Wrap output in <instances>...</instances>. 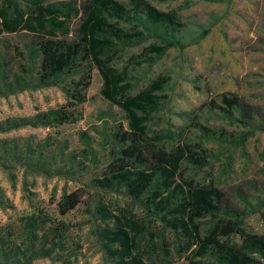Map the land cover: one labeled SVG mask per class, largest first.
<instances>
[{
    "label": "trees",
    "instance_id": "obj_1",
    "mask_svg": "<svg viewBox=\"0 0 264 264\" xmlns=\"http://www.w3.org/2000/svg\"><path fill=\"white\" fill-rule=\"evenodd\" d=\"M222 1V0H206ZM79 14L69 3L40 1L27 11L6 0L0 7V35H30L25 46L26 63L19 71L6 72L0 66V96L21 91L57 87L64 102L55 108L36 111L31 116L5 117L0 133L21 127H53L76 121L78 106L86 101V89L95 67L101 77L100 93L124 113L125 127L112 126L105 134L107 159L100 176L91 179L95 188L121 194L126 200L119 218L106 206L98 213L112 226L98 233L102 259L106 264H161L173 257H212L209 262L190 259L187 264H264V234L245 231L243 219L255 212L251 199L258 196L233 186L231 195L210 184H198L185 175L182 165L201 169L215 157L203 142L237 146L253 132H264V106L246 101L231 92H222L206 103L209 112L245 129L232 133L222 128L195 124L197 140L185 139L170 151L159 147L161 135H146L145 123L160 105L159 92L166 78L156 77L145 87L130 93L132 83L125 70L110 65L121 50L137 46L150 37L136 65L152 63L169 48L186 44L175 35L182 23L145 0H92ZM77 17L73 28L69 21ZM113 20V21H112ZM131 23L129 31L115 22ZM207 29L202 30L201 36ZM33 136L0 138V168L7 169L11 186L20 168L21 187L26 192L28 175L71 177L73 170L91 164L96 156L91 138L78 133L79 155L67 150L66 141L50 142L49 136L32 141ZM54 146L52 150L49 147ZM264 200V181L249 182ZM233 199L241 204L233 202ZM261 199V198H260ZM74 191L62 192L56 203L63 216L78 203ZM0 187V209L12 208ZM207 220L204 231L200 224ZM81 250L76 229L67 221L47 216L42 210L18 217L17 224H0V264H74Z\"/></svg>",
    "mask_w": 264,
    "mask_h": 264
},
{
    "label": "rangeland",
    "instance_id": "obj_2",
    "mask_svg": "<svg viewBox=\"0 0 264 264\" xmlns=\"http://www.w3.org/2000/svg\"><path fill=\"white\" fill-rule=\"evenodd\" d=\"M21 10L27 11L33 4H70L79 14L92 0H9ZM124 5L127 0H116ZM156 9L172 14L182 27L175 35L186 45L182 49L169 48L152 63L136 65L134 59L144 52L149 43L156 42L150 37L137 46L126 47L117 53L110 65L117 70H125L132 87L130 93L145 87L156 77L166 78L161 91L160 105L145 123L146 135H161L159 147L170 151L185 139L197 140L195 124L222 128L227 132H245L235 123H230L220 115L209 112L206 103L216 99L222 92H231L246 101L264 106V0H145ZM6 0H0V7ZM71 16L69 24L73 28L77 17ZM113 21V20H112ZM116 25L129 31L131 23L118 20ZM207 29L201 36L202 30ZM30 35L25 33L0 35V66L6 72L19 71L25 66V46ZM102 80L95 67L90 74V84L86 89V101L78 106L80 116L71 123L53 127H21L0 138L33 136L32 141L49 136L50 142L66 141L67 150L79 155L81 147L78 133L85 131L91 138V146L96 161L84 162L83 168L73 170L71 177L28 175L26 192L21 187L20 168L8 169L15 175L11 186L7 169L0 168V187L12 204V208L0 209V224H17L20 216L33 210H42L47 216L61 218L75 229L81 246L74 264H106L102 259L99 230L112 226L111 219L103 220L98 213L100 206H106L111 214L122 217L120 209L127 208L124 197L115 192L104 191L93 186L91 179L100 176L107 159V144L103 138L109 137L112 126L120 123L125 127L124 113L106 100L100 93ZM64 102L59 88L47 87L33 91H21L0 96V120L5 117L31 116L36 111L55 108ZM215 157L201 169L182 165L185 175L198 184H210L231 195L238 185L246 192L257 195L251 199L256 210L247 215L242 226L245 231L264 234V200L257 191H252L249 182L264 181V132H253L244 143L229 146L220 142H203ZM54 146L49 147L52 150ZM74 191L78 196L76 206L63 216L57 214L56 203L62 192ZM261 198V199H260ZM233 202L241 205L237 199ZM208 222L201 221L204 231ZM210 254L203 257H173L161 264H187L190 259L202 262L211 260ZM32 264L50 263L45 259L34 260Z\"/></svg>",
    "mask_w": 264,
    "mask_h": 264
}]
</instances>
